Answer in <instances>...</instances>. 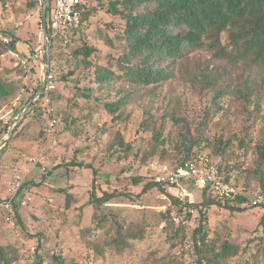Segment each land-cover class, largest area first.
<instances>
[{
	"label": "rangeland",
	"instance_id": "374dc122",
	"mask_svg": "<svg viewBox=\"0 0 264 264\" xmlns=\"http://www.w3.org/2000/svg\"><path fill=\"white\" fill-rule=\"evenodd\" d=\"M112 1L116 0H93L84 28L73 39L58 42L47 60V74L57 86L49 95V109L58 120L53 136L46 132L45 112L35 110L17 121L25 116L19 108L42 86L45 72L44 62L36 58L42 47L36 0L0 3V75L14 85L12 96L0 107V144L13 134L0 153V247L11 264H144L151 256L162 264H198L194 233L201 226L209 250L215 245L217 251L226 240L240 249L226 264H264V189L256 151L264 141V65L216 59L207 49H198L176 63L169 82L145 87L117 81L101 87L96 73L111 69L112 60L123 53L116 38L122 21L107 13ZM13 39L15 52L10 50ZM222 43L229 45L227 34ZM84 45L100 53L92 57L90 69L72 56ZM206 74L218 78L219 88L230 87L221 101L215 102L214 90H201L199 81ZM245 80L263 86L255 95L261 112L255 106L245 110L239 99L237 92ZM122 91H128L131 100L118 114L121 118L113 121L104 104L123 98ZM175 119L185 123L177 125ZM184 124L185 130L191 128L216 148L220 140L229 144L217 154L204 143L193 150L192 160L207 159L228 171L233 183L261 194L258 206L242 212L217 205L207 208L201 205L204 199L197 188H187L194 195L192 204L186 200L173 204L169 196L176 198L177 191L167 193L161 186L142 194L146 184L164 177L165 167L179 166ZM155 128L166 142L160 147L165 157L147 160ZM120 138L131 146L129 152L118 147ZM133 178L144 182L133 186ZM63 188L74 198L70 210L59 192ZM105 192L116 198L97 211L89 202L93 194L100 198ZM95 214L99 219L109 215V220L94 221ZM114 216L123 223L145 220L146 239L120 254L112 244L117 237ZM170 220L185 234L170 237L166 228Z\"/></svg>",
	"mask_w": 264,
	"mask_h": 264
},
{
	"label": "trees",
	"instance_id": "16d2710c",
	"mask_svg": "<svg viewBox=\"0 0 264 264\" xmlns=\"http://www.w3.org/2000/svg\"><path fill=\"white\" fill-rule=\"evenodd\" d=\"M4 1L0 0V3L5 4ZM92 1L90 0L83 5L81 24L78 28L65 30L58 35H54L48 26L50 58L58 42L66 41L68 38L73 39L84 28L90 17ZM51 3V0H49L45 15H43L39 1L36 0L42 22L45 19L48 25L50 24L52 11ZM107 13L113 17H118L122 21V24L118 26L116 38L121 44L123 53L119 59L112 60L111 69L100 70L96 73V82L101 87L111 86L117 81H124L131 86L145 87L169 82L174 79L176 63L189 57L198 49H207L213 53L216 59H227L233 63L245 61L254 66L264 65V0H116L110 2ZM224 34L228 35V46H224L222 43ZM16 43L17 40L13 39L10 44L12 52L16 51ZM99 55L98 50L89 48L87 45L77 48L72 53L77 64L87 69L92 67V57H98ZM217 79L206 74L199 81L201 90H214L216 92L215 102L221 101L226 96V91L230 90V87L226 89L219 88ZM13 86L0 75V107L5 100L12 96ZM258 87L263 88L258 84L254 85L249 80H245L240 85L237 94L243 102L245 110L249 111L251 106H255V111L261 112L260 104L255 99ZM36 93L25 103L23 108H19L22 112L25 111V116L21 118L19 123L25 119L26 115L35 110L46 113L43 101L31 104ZM119 94L124 95V97L116 102L104 104L106 113L113 117V121H118L121 118V114H118L131 100L128 91H122ZM55 118L57 119L56 116ZM174 121L177 125L185 123L184 120L175 119ZM186 128L188 129L183 131L181 136L182 149L180 154L182 155V161L179 162V165L192 161L193 150L201 147L204 143H208L204 136L198 137L192 133L191 128ZM161 134V131L156 128L153 129V151L147 155V160L158 155L161 158L165 157V150L160 152V147L166 145ZM12 138L13 134L10 135L0 153L7 149ZM117 145L119 148H123L124 152L131 150V146H125L121 138L118 139ZM208 145L216 150L217 154H223L229 147V144L223 143L222 140L219 141L218 148L211 143H208ZM256 151L259 157L257 171L261 177L260 186L264 189V141L257 146ZM219 170L224 174L226 182L236 188L245 190L242 186L232 182L227 175V169V172L221 168ZM142 182H144L143 178L132 179L133 186H138ZM155 188H158L157 184L148 183L145 185L142 194ZM200 191L201 197L204 199L201 205L207 208L217 205L221 208L237 209L238 212H242L247 208L243 206L250 201V198L244 196L237 199L233 205L228 203L223 206L214 198L209 188ZM59 192L66 196V209L70 210L74 203L72 194L64 188ZM115 198L114 193L105 192L100 198L93 194L89 204L94 205L98 211ZM169 198L173 204H180L174 197L169 196ZM198 207L195 206V208ZM115 216L114 224L117 237L112 244L120 254L132 249L134 243H140L146 239L149 226L145 220L123 223ZM168 217L164 216L165 219ZM95 219H99L97 214L94 215V221ZM108 220L109 215H102L98 222L105 223ZM172 220L167 223L166 228L169 236L175 239L185 234V229L181 225L175 226ZM99 225L101 224H97L96 230H99ZM203 230V227L200 226L194 233V246L198 254V264H226L227 261L239 255L240 249L228 240L220 245L217 251L215 245L209 250L208 235ZM0 264H11L7 253L2 247H0ZM144 264H162V261L156 256H151L144 261Z\"/></svg>",
	"mask_w": 264,
	"mask_h": 264
},
{
	"label": "built area",
	"instance_id": "2783aa9c",
	"mask_svg": "<svg viewBox=\"0 0 264 264\" xmlns=\"http://www.w3.org/2000/svg\"><path fill=\"white\" fill-rule=\"evenodd\" d=\"M38 1L40 10L42 14L45 15L49 0ZM89 1L90 0H51L52 11L50 15V24L48 25L45 19L42 22V47L36 56L38 60L44 62L43 69H45V71L47 68H45V64H47V60L50 57V40L47 35L48 26L54 35H58L65 30L78 28L82 19V7ZM42 81V86L34 96L31 104L41 101L45 103V106L48 108V111H46L48 115L46 132L48 135L53 136L58 129V120L55 118L53 110L49 109V95L56 91L57 86L54 77L48 75L47 71L46 77L43 75ZM43 83L45 84L44 87ZM4 146L5 145L0 146V151ZM163 172L164 177L161 176L157 178L156 184L167 190V193H170V190L177 191L175 199L180 203L185 200L190 204L194 202V195L189 192L187 188H197L199 190L209 188L214 198L223 206L228 203L233 205L237 199L247 196V198H250V201L243 207H256L263 198L259 193L247 192L242 188H236L232 184L226 182L224 174L220 172L215 164L207 159H194L172 170L165 167ZM173 221L177 224L180 223L179 217L175 214H173Z\"/></svg>",
	"mask_w": 264,
	"mask_h": 264
},
{
	"label": "water",
	"instance_id": "95a60500",
	"mask_svg": "<svg viewBox=\"0 0 264 264\" xmlns=\"http://www.w3.org/2000/svg\"><path fill=\"white\" fill-rule=\"evenodd\" d=\"M47 67V64H45V68ZM44 76L46 77V71L44 73ZM45 86V84L43 83V87ZM20 118H22V116H20ZM20 119H18V122H19ZM4 145H6V143H4Z\"/></svg>",
	"mask_w": 264,
	"mask_h": 264
}]
</instances>
